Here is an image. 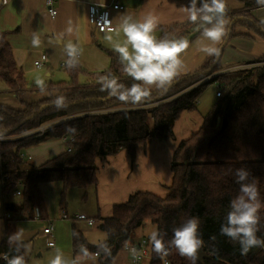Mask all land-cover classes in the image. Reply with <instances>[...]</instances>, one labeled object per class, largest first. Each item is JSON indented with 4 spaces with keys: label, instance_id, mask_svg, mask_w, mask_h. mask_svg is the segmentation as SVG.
Returning a JSON list of instances; mask_svg holds the SVG:
<instances>
[{
    "label": "trees",
    "instance_id": "1",
    "mask_svg": "<svg viewBox=\"0 0 264 264\" xmlns=\"http://www.w3.org/2000/svg\"><path fill=\"white\" fill-rule=\"evenodd\" d=\"M167 1L184 8L189 4V0ZM236 1L241 3V7L232 9V16L227 13V18L231 20L235 16H243V19L237 18L234 21L225 38L248 36L234 33L237 25L264 38V24L249 13L251 8L260 5L256 0ZM199 24V21L194 24L187 20L159 26L157 38H191L201 31ZM107 55L108 67L94 72L86 71L79 64L69 69L65 63L69 80L45 82L43 91L48 96L43 99L30 102L21 100L24 104L22 108L0 104L1 134H18L61 119L44 135L27 136L24 144L19 140L0 141V169L5 177L1 186L2 194L8 196L10 192L20 190L19 200L9 199L3 205L4 210L13 216L6 220L4 238L0 241V254L5 253L9 257L17 254L15 245L10 246L7 239L14 233V221L23 214L30 218L34 211L43 216L39 183L59 181L64 189L96 185V159H105L120 149L133 153L137 143H144L151 137L164 139L171 136L179 113L194 107L193 101L204 85L218 82L222 92L220 90L219 95H215L199 128L180 140L173 151L170 161L172 175L167 194L162 197L149 191L137 190L124 202L113 204L111 214L100 217L97 222V227L104 233V239L97 243L88 242L72 223L73 255H78L81 248H86L92 256L100 253L96 257V264H114V258L123 249L125 242H133L135 230L145 223L153 224L156 229L166 233V240H170L175 227L189 217L196 216L201 221L200 231L205 241L202 250L206 254L197 264H264V248H253L247 256H242L238 243L220 235L221 224L230 211V201L239 193L236 169L245 167L251 172L249 179H256L260 199L264 203V66L223 72L190 87L204 76L207 68L209 74L220 70V55L209 56L198 68L181 75L167 92L161 94L154 91L146 101L131 104L109 97L107 92L100 90L101 78L109 74L128 86L134 82L123 70L119 53L108 49ZM263 60L264 54L252 62ZM82 74L86 79L79 81L78 75ZM0 83L4 91L17 97L28 91L41 90L38 86H27L24 71L15 62L11 45L1 30ZM60 95L67 98V106L64 108H57L53 103ZM172 95L171 99L157 107H129L74 115L96 109L140 106ZM44 104L46 106L43 107ZM62 136L69 137L65 150L40 165L27 162L29 159L25 161L23 154H20L23 147ZM260 215V231L257 235L264 238V208ZM105 241L111 249L110 256L99 248V244ZM163 259L168 264H190L175 249ZM0 264H6V261L0 258ZM148 264H163L151 243Z\"/></svg>",
    "mask_w": 264,
    "mask_h": 264
},
{
    "label": "rangeland",
    "instance_id": "2",
    "mask_svg": "<svg viewBox=\"0 0 264 264\" xmlns=\"http://www.w3.org/2000/svg\"><path fill=\"white\" fill-rule=\"evenodd\" d=\"M120 1L122 3L121 5L124 7L132 5L129 3V0ZM146 1L147 0H139L132 6H144ZM231 1L233 0H227V3L231 4ZM234 8L236 7L227 6V13L232 16L234 12L232 9ZM237 9H239V7ZM146 12L149 13L148 10ZM235 17L243 19V16ZM154 34L158 36L157 31ZM117 36L118 35H116L115 38L112 37L110 40L118 45L123 44V35L120 34L118 37ZM188 40L190 41V47H192L193 45L200 42L201 35H194ZM109 47L112 48L113 46ZM107 50L108 49L101 44V41L95 42L92 49L84 51V55L87 58L86 63L79 65L88 72L99 71L107 68L109 64ZM65 61L66 59L57 61L56 64L52 63L48 71L45 70V66L40 69L32 67L26 70L24 76L27 86L29 88L37 87L36 82L38 80H42L44 83L48 81L54 83L58 81H68L69 76L65 71V66L62 67L60 65L62 62L65 63ZM253 66L264 65H256L255 62L252 61H243L240 65L233 67L228 71H224V73H231L237 69H246ZM209 71L210 70L207 68V70H205L206 73L198 82L203 79L209 80L210 78L223 73L222 71L218 70L209 74ZM46 72H49L48 76H46ZM85 79L86 76L83 74L78 75L79 81H84ZM198 82H195L194 85ZM217 90L218 88L216 82H210L204 85L201 92L196 96L197 102H193L194 107L190 109H184L179 113V116L175 120L172 127L171 136L164 139L151 137L144 143H137L134 147L133 153L126 149H120L117 152L108 155L105 159H96V185L91 184L84 188L70 186L64 189L62 183L59 181L39 183L38 189L43 199V216L41 217L38 211H34V215H31L30 218L23 214L19 217L20 219L14 221L13 224L14 232L18 228L24 229L25 242L31 244V251L26 257L27 264H50V260L54 257L56 249L61 250L65 256L74 257L71 228L72 223H74V226L83 233L88 241L91 243H97V241H99L102 236H104V233L97 227L98 221L94 220L93 217H96L97 215H108L114 202L119 203L121 200L125 199L127 191L122 193V197L120 198L115 196L117 190L124 186L125 183L129 184L130 187H125L128 189L140 188L141 190L149 191L162 197L165 196L168 192L167 187L171 182L172 174L170 171V161L173 151L180 140L187 138L192 132L199 128L202 118L210 109L216 98L215 92ZM51 93L55 94L54 91H51ZM174 95L167 98L164 97L157 99L140 106H122L99 110L96 109L86 112H79L74 115H80L81 113H101L100 111L109 112L122 110L129 107H157L159 104L171 99ZM47 96L48 93L41 90L28 91L20 97L2 90V92H0V104L8 105L13 108H22L24 104L21 102V100L24 102L37 101ZM149 124L152 126L151 121H149ZM23 134L25 133L22 132L10 135L3 134V139L6 142L19 140L24 144L28 138L26 139L27 136H22ZM50 140H58L59 145L53 141H48L45 144H56L60 147H66L69 137L65 136V138H63L62 136L60 138H50ZM40 142L44 141L42 140ZM45 144H41L38 147L37 142L27 147H23L20 150V154H23V159L25 161L27 160L26 157L30 155L32 157L30 163L37 164V160L39 158L37 156L35 157V152L38 154L45 152L48 154V152H50L49 150L51 148H45ZM27 162H29V160H27ZM115 189L117 190L113 192ZM3 198L6 200L11 199L17 201L19 200L20 195H15V193L10 192L8 196L4 197L2 195L0 183V241L4 238V229L6 225ZM6 213L9 214L8 219L10 220L13 216L12 213ZM63 213H65L69 218L75 217L78 214H83L86 217L92 218L93 222L88 224L84 219L73 218V220H71L60 218L59 215ZM49 223L53 225V235L51 239L53 240L54 245L52 247H48L46 245L47 237L42 233V228ZM154 229H156V227L153 224L147 222L135 230L134 239H136L137 242H139L141 239H145L147 243L150 244L151 242L149 240V234ZM124 251L126 250L122 249L118 252L114 260L115 264H131L129 254ZM96 257L97 256L90 255V258L85 262V264H96ZM148 260V258L143 259L141 264H148Z\"/></svg>",
    "mask_w": 264,
    "mask_h": 264
},
{
    "label": "clouds",
    "instance_id": "3",
    "mask_svg": "<svg viewBox=\"0 0 264 264\" xmlns=\"http://www.w3.org/2000/svg\"><path fill=\"white\" fill-rule=\"evenodd\" d=\"M256 2L264 6V0ZM182 11L188 21L194 24L200 22V50L208 56H219L220 44L228 34L227 0H189V4ZM160 23V17L153 13L140 19H135L132 15L122 18L118 31L123 32L125 41L115 50L119 53L123 70L134 82L128 86L114 75H105L101 78L102 92H107L109 97L118 101L138 104L149 99L154 91L161 94L167 92L182 75L185 67L183 54L189 49L190 41L187 38H157L154 33ZM66 31L69 35L73 33L71 21ZM31 44L33 47L41 46L42 39L38 32H33ZM63 48L67 57L66 66L69 69L76 68L82 54L80 46L69 40ZM36 83L43 91L44 81L38 80ZM53 103L57 108H64L67 106V98L63 95L57 96ZM250 176L251 172L245 167L235 170L236 183L240 186L239 193L230 201V211L220 227L221 236L239 244L242 256H247L253 248H264V238L257 235L260 231V212L264 203L260 199L256 179H249ZM200 227L199 217H189L172 230L170 240L165 239L166 233L154 229L149 234L152 249L161 259L175 249L180 256L187 258L190 264H197L198 253L205 244ZM7 239L10 246L15 245L17 254L11 257L5 255L3 259L6 264H27L26 257L31 251V244L25 242L24 229L18 228ZM210 239L215 240L216 237ZM125 247L133 256L138 255L131 242L126 241ZM99 248L105 255H111L106 241L101 242ZM99 254L98 252L96 255ZM89 258L90 254L86 248H81L79 254L74 257L65 256L61 250L56 249L50 264H85Z\"/></svg>",
    "mask_w": 264,
    "mask_h": 264
},
{
    "label": "crops",
    "instance_id": "4",
    "mask_svg": "<svg viewBox=\"0 0 264 264\" xmlns=\"http://www.w3.org/2000/svg\"><path fill=\"white\" fill-rule=\"evenodd\" d=\"M116 1L122 4L120 0H56L54 4L56 15L51 17L47 13L44 0H0V30L5 32L6 38L11 45L15 62L25 73L26 70L32 67L36 68L33 61L38 59L42 53H46L47 55V60L44 61V68H46L45 70L47 71L52 63L56 64L57 61L65 60L67 57L64 53L63 45L69 40L78 44L81 53L83 52L79 58V64L86 63L87 58L84 55V51L92 49L95 42L101 41V44L104 45L105 48L115 50L118 44L110 39L112 37L115 38L116 35H123V32L118 31V28L122 18L126 15H132L135 19H140L144 15L153 13L158 15L161 19L159 26L187 21L185 13L182 11L184 7H177L167 0H147L144 6H132L139 1L136 0L130 3L132 4L131 6H123L121 10L110 9V4ZM233 1H231V4L227 3L229 4L227 6L236 8L241 7L240 2L236 0ZM90 4L109 7V17L111 21V27L109 29L98 32L88 23L86 12ZM147 10L149 13L146 12ZM249 13L264 24V8L262 5L251 8ZM69 21L72 22L73 27V33L71 35L67 34L66 31L69 27ZM156 31L159 34L158 28ZM33 32H38L41 36L42 44L40 47H33L31 44ZM234 33H244L248 36H236L223 40L224 45L221 49L219 71H228L240 65L243 61H254L264 54V38L259 37L254 32L239 25L235 26ZM198 34L201 35V31L198 32ZM186 38L189 39L188 37ZM124 41L125 37L123 35L122 42L124 43ZM109 46L113 47L111 48ZM208 57L206 53L200 50V42L190 47L186 53L183 54L185 67L182 71V75L198 68ZM48 75L49 72H46V76ZM3 89L4 86L0 83V92H2ZM43 141L44 142H38L37 146L39 147L41 144H45L48 141L56 142L59 145L58 140L54 141L49 138ZM58 145L45 144V148H51L48 154H46V152L39 154L35 152V157L37 156L39 159L37 160V164L34 165H40L47 159L65 150V147H60ZM31 158L32 157L28 155L27 159H29V161ZM125 187L130 186L128 183H125V185L118 190L115 189L113 191L115 192L117 190V195L115 194V196L120 198L122 197V193L127 191L125 197V199H127L134 191L141 190L140 188L128 189ZM125 199L120 202H124ZM111 209L112 206L108 215L94 216V220L98 221L100 217L109 216L111 214ZM103 239L104 236L97 242ZM133 242L138 243L136 239H134ZM124 252L128 253L127 251Z\"/></svg>",
    "mask_w": 264,
    "mask_h": 264
},
{
    "label": "built area",
    "instance_id": "5",
    "mask_svg": "<svg viewBox=\"0 0 264 264\" xmlns=\"http://www.w3.org/2000/svg\"><path fill=\"white\" fill-rule=\"evenodd\" d=\"M55 2H56V0H44V5H45V8L47 10V13L51 17H54L56 15V8H55V5H54ZM263 8H264V6H263ZM108 9H109V7H102V6L98 5V4H90L87 7V12H86L87 21H88V23L91 26L94 27L95 31L103 32V31H106L107 29H109L111 27V21H110L109 10ZM110 9L121 10V9H123V6L116 1V2H113L112 4H110ZM46 60H47V55L45 53H42L39 56L38 59L33 61V64H34V66L36 68L40 69V68L44 67V65H45L44 61H46ZM255 64L256 65H264V60L263 61H259V62H255ZM60 65L62 67H64L65 63L62 62ZM205 80H207V79H203L200 82L197 81L198 83H196L195 85L193 84L190 87L196 86V85H198L199 83H201V82H203ZM216 84H217L218 90L215 92V95L217 96V95H219L220 87H219V83L218 82H216ZM193 102L194 103L197 102L196 98L194 99ZM100 112L103 113V112H106V111H100ZM60 120L61 119H56V120H52V121L43 123V124L33 128L30 131L24 132L25 134H23L22 136L36 137V136L44 135L49 130V128L51 126L57 124ZM3 138H4L3 134L0 133V141H4ZM0 176H1L0 183H1V186H2V182H3V179L5 177L3 176L1 169H0ZM14 193H15V195H19L20 191L16 190ZM3 196L5 197V195H3ZM3 199H4V201H3V205H4V203L6 202V199L5 198H3ZM6 212L7 211H5V217H6V220H8L9 214L6 213ZM59 216H60V218L71 219V220H73V218H75V219H84V220H86V222L88 224L93 222L92 218L86 217L83 214H78L75 217H70V218L67 217L65 213L60 214ZM42 233L47 237L46 245L48 247H52L54 245V242L51 239L52 235H53V225L51 223H49L48 225L43 227L42 228ZM131 245L136 247L138 255L133 256L131 254L130 250L125 247V244L123 246V250H126L129 253V255H130V263L131 264H141V261L143 259H146V258L149 259V257H150V244H148L145 239H141L138 243L131 242ZM96 254L97 253H94V256H97ZM5 255H6L5 253H1L0 254V258L3 259V257ZM162 263L163 264H168V262L165 259H162Z\"/></svg>",
    "mask_w": 264,
    "mask_h": 264
},
{
    "label": "water",
    "instance_id": "6",
    "mask_svg": "<svg viewBox=\"0 0 264 264\" xmlns=\"http://www.w3.org/2000/svg\"><path fill=\"white\" fill-rule=\"evenodd\" d=\"M134 1H136V0H130L129 3H133ZM237 18H239V17H234L233 19L230 20V22H229V24H228V29L231 27V25L234 23V21L237 20ZM223 45H224V42H222V43L220 44V51H221ZM42 106L44 107V106H46V104H44V105H42ZM198 256H199V258H198L197 261H198V262H201L202 259L206 257V254H205V253L203 252V250L201 249V250L199 251V253H198Z\"/></svg>",
    "mask_w": 264,
    "mask_h": 264
}]
</instances>
